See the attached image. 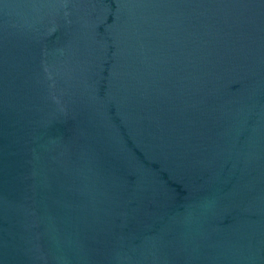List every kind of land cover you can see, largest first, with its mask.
Wrapping results in <instances>:
<instances>
[{"label":"water","instance_id":"1","mask_svg":"<svg viewBox=\"0 0 264 264\" xmlns=\"http://www.w3.org/2000/svg\"><path fill=\"white\" fill-rule=\"evenodd\" d=\"M0 264H264V0H0Z\"/></svg>","mask_w":264,"mask_h":264}]
</instances>
